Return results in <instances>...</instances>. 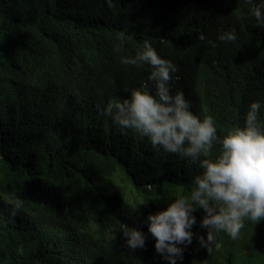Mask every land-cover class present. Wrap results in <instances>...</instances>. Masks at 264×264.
<instances>
[{"label": "trees", "instance_id": "1", "mask_svg": "<svg viewBox=\"0 0 264 264\" xmlns=\"http://www.w3.org/2000/svg\"><path fill=\"white\" fill-rule=\"evenodd\" d=\"M258 2L0 0V264H166L145 221L190 195L201 169L155 153L104 106L153 90L147 64L121 62L148 40L177 68L172 92L211 116L218 135L242 126L257 100L264 126V27L250 14ZM224 31L235 39L218 41ZM193 214L199 224L203 210ZM127 227L145 234V248L126 246ZM194 243L177 264L192 263ZM201 251L206 264H264V219L245 218L236 239L218 232Z\"/></svg>", "mask_w": 264, "mask_h": 264}, {"label": "clouds", "instance_id": "2", "mask_svg": "<svg viewBox=\"0 0 264 264\" xmlns=\"http://www.w3.org/2000/svg\"><path fill=\"white\" fill-rule=\"evenodd\" d=\"M106 2L109 7L113 5V0ZM250 14L255 25L264 27V0H259ZM199 39L205 37L200 35ZM216 39L231 42L235 34L224 31ZM121 62L147 64L153 90L132 89L125 98L111 99L103 114L122 131L132 130L146 138L155 153L162 150L176 154L198 162L201 169L190 195L175 197L166 209L150 213L145 221L155 239V251L166 264L182 261L183 252L194 238L200 247L210 251L218 232L236 239L245 218L255 222L264 219V126L258 120L260 101L250 102L242 126L218 135L211 116L201 118L194 114L183 91L172 92L170 82L177 68L171 60L161 57L148 40L133 57H123ZM214 145L219 146V153L212 158ZM18 208L17 203L10 214L15 215ZM197 209L203 210L199 227L206 235L192 230L197 225L193 214ZM123 235L129 249L146 247V236L141 230L127 227Z\"/></svg>", "mask_w": 264, "mask_h": 264}, {"label": "rangeland", "instance_id": "3", "mask_svg": "<svg viewBox=\"0 0 264 264\" xmlns=\"http://www.w3.org/2000/svg\"><path fill=\"white\" fill-rule=\"evenodd\" d=\"M118 185L120 187V190L123 192L124 198L126 199H133L135 194L134 192L131 191V187L129 185V183L123 179V177L119 176L118 177ZM194 230H201V228L199 227V224L196 225V227L194 228ZM192 252H193V259H192V263L191 264H206V262L204 261L203 257H202V251H201V247L197 244L194 243L192 245Z\"/></svg>", "mask_w": 264, "mask_h": 264}]
</instances>
